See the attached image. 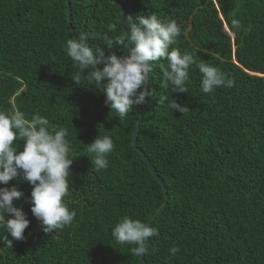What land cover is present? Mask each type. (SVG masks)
<instances>
[{
  "label": "trees",
  "instance_id": "obj_1",
  "mask_svg": "<svg viewBox=\"0 0 264 264\" xmlns=\"http://www.w3.org/2000/svg\"><path fill=\"white\" fill-rule=\"evenodd\" d=\"M69 1L71 26L66 0H0V111L28 119L38 112L68 128L74 160L65 202L76 212L70 226L45 233L31 212L32 185L20 178L0 184L24 193L14 204L30 221L23 240L0 225V264H139L132 245L111 234L123 217L146 223L165 200L137 148L168 196L150 223L159 235L149 239L144 264H264V0ZM151 14L178 22L182 35L171 47L195 63L187 92L163 89L154 65L147 83L153 96L146 97L133 145L141 106L121 121L102 91L73 81L77 67L64 47L87 34L105 54L125 55L122 46L109 49L104 35L126 30L123 15ZM110 22L117 33L108 32ZM201 62L218 67L234 86L203 93ZM174 99L187 113L168 107ZM98 135L111 136L115 149L108 168L96 171L86 148ZM14 144L21 151L24 141ZM173 244L180 247L175 256Z\"/></svg>",
  "mask_w": 264,
  "mask_h": 264
},
{
  "label": "clouds",
  "instance_id": "obj_2",
  "mask_svg": "<svg viewBox=\"0 0 264 264\" xmlns=\"http://www.w3.org/2000/svg\"><path fill=\"white\" fill-rule=\"evenodd\" d=\"M122 22L126 24V30H120L112 37L105 34L103 39L109 49L114 45L126 48L125 55L105 54L103 48L88 43L87 34L68 39L64 47L77 67L71 76L73 81L79 85L86 80L102 91L105 104L121 121L134 107L145 104L146 97L153 96L145 85L154 65L159 64L161 69L163 89L187 92L189 69L195 63L193 55L171 47L182 35V28L176 20L165 22L156 14L123 15ZM231 23L234 28L240 27L238 20ZM106 27L108 32L117 33V23L110 22ZM161 60H166L167 66L160 63ZM197 67L202 74L203 93L234 86V80L218 67L203 62ZM166 99L161 96L159 103L164 104ZM168 107L182 114L189 109L175 99ZM68 137V128L52 124L38 112L28 119L21 111H0V184L7 185L10 180L20 178L32 185L31 212L45 233L70 226L76 216L65 202L69 194L70 166L74 160L72 142ZM17 139L24 141L21 151H17L19 145L14 144ZM114 149V140L108 135H98L87 144L86 152L91 154V165L96 171L108 168V157ZM23 195L16 185L0 187V225H4L16 240L25 238L24 231L30 223L23 209L14 204V200ZM111 234L116 242L132 245L131 254L141 257L148 254L149 239L158 236L159 232L141 219L123 217L112 227ZM169 252L175 256L180 247L173 244Z\"/></svg>",
  "mask_w": 264,
  "mask_h": 264
},
{
  "label": "water",
  "instance_id": "obj_3",
  "mask_svg": "<svg viewBox=\"0 0 264 264\" xmlns=\"http://www.w3.org/2000/svg\"><path fill=\"white\" fill-rule=\"evenodd\" d=\"M66 7H67V17H68V22L69 25L71 26V12H70V1L66 0ZM102 65V64H101ZM103 66V65H102ZM147 83H148V77L146 79V85L145 87L147 88ZM145 111V104L141 105V109H140V114H139V118L137 120V123L135 125L134 131H133V135H132V143L133 145H136V135L138 133L139 130V124L141 121V118L144 114ZM138 152H140L142 158L144 159V161L146 162V164L148 165L149 169L151 170V172L153 173V175L156 177V179L159 181V183L161 184V186L163 187L164 191H165V200L161 206V208L157 211V213L150 219L148 220L146 223L150 224L151 221L163 210L166 202H167V193H166V187L165 184L163 182V179L161 178V176H159L155 170V168L150 164L148 158L146 157V155L139 149L137 148ZM139 264H144V255L142 254L141 257H139Z\"/></svg>",
  "mask_w": 264,
  "mask_h": 264
}]
</instances>
